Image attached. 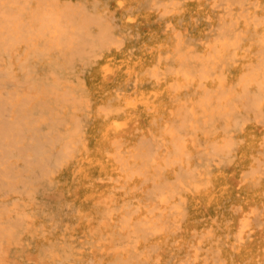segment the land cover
<instances>
[{
    "label": "bare ground",
    "instance_id": "obj_1",
    "mask_svg": "<svg viewBox=\"0 0 264 264\" xmlns=\"http://www.w3.org/2000/svg\"><path fill=\"white\" fill-rule=\"evenodd\" d=\"M0 264H264V0H0Z\"/></svg>",
    "mask_w": 264,
    "mask_h": 264
}]
</instances>
